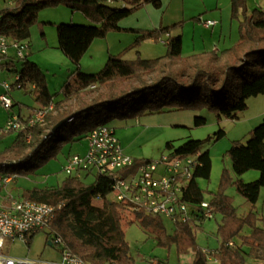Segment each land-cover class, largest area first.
<instances>
[{
	"label": "trees",
	"instance_id": "1",
	"mask_svg": "<svg viewBox=\"0 0 264 264\" xmlns=\"http://www.w3.org/2000/svg\"><path fill=\"white\" fill-rule=\"evenodd\" d=\"M59 5L72 13H80L90 24L56 25L58 50L73 66L58 93L49 92L41 69L28 59L17 61L18 71L16 63L11 65L14 61L4 63L8 72H18L22 82L34 86L32 93L40 107L54 105L43 124L16 133L11 145L0 152V162H5L7 170L13 173L20 176L33 173L56 158L62 144L78 142L94 128L113 120L203 110L214 113L218 119L235 120L238 113L246 110L248 99L264 95V12L254 9L248 13L246 0H231L232 19L237 22L238 33L233 46L186 57H182L180 35H171L182 23L152 30L119 26L120 21L142 7L160 9L161 0H14L12 6L0 10V34L25 41L38 12ZM111 32L135 35L134 42L124 52L137 50L145 41L160 42L164 38L165 54L143 59L136 51L134 60H125L121 52L109 55L98 73L81 72L80 62L91 44L105 39ZM57 96L60 100L56 101ZM72 115L71 121L52 132ZM205 123L201 116L193 120L195 128ZM12 133L0 135V140ZM224 136V131L219 130L205 140H188L178 147L166 143L165 148L178 157L199 154L201 166L194 170L188 185V201L204 200L198 180L210 179L212 165L209 152L203 149ZM227 156L235 176L248 171H256L259 176L254 182L243 183L239 179L232 181L228 171L223 170L218 191L210 201L214 212L222 216L215 257L221 264H246V258L264 263V228L256 225L258 219L253 211L238 216L224 193L230 185L252 207L257 203L264 189V120L250 131L245 142H232ZM110 185L111 181L101 176L89 182L67 177L56 186L24 190L20 197L55 207L64 205L48 226L47 242L60 252L51 242L52 236L59 235L65 247L88 264H133L121 229L125 213L132 216L131 222H137L155 235L157 246L166 249L174 246L178 254L191 250L192 264H207V256L195 242L196 230L201 225L188 222L173 227L169 233L162 218L132 212L124 205L111 202ZM245 228L249 233L243 234ZM32 237H28V247ZM236 237L239 244L233 242Z\"/></svg>",
	"mask_w": 264,
	"mask_h": 264
},
{
	"label": "rangeland",
	"instance_id": "2",
	"mask_svg": "<svg viewBox=\"0 0 264 264\" xmlns=\"http://www.w3.org/2000/svg\"><path fill=\"white\" fill-rule=\"evenodd\" d=\"M13 1L14 0H0V10L8 7V2L13 3ZM111 6L118 7V4H112ZM139 10L120 21L119 26H135L138 23L137 20H141L140 24H143L144 18L136 16ZM71 15H73L74 18L71 19ZM61 23L89 24L79 13L72 14L64 5H59L55 8H44L38 12L37 21L30 28L29 39L25 40L30 46V52L35 46L33 52H29L31 54L29 55V60L33 63L35 62L41 69L45 77L46 86L52 95L58 93L60 87L67 81L73 69L70 61L57 50L56 25ZM115 33H120L119 35L121 37H128L126 39H129V36L132 34L128 32H111L108 35ZM103 43H105L106 46L103 45V47L99 49L96 53L97 56H102V53L103 56L104 53L108 54L107 46H109L110 52H116L115 43ZM156 45L157 46L152 49H144L141 57L153 59L163 56L166 50L164 44L157 43ZM124 50L121 52H124ZM136 51H139V49H132L131 52H128V50L125 51L123 53V58L129 55L133 56V54H135L136 58ZM107 58L99 60L95 58L91 61L83 57L80 62L81 72L86 74L98 73L104 67ZM132 58L134 59V56ZM11 60L16 63V71H18L19 66L13 50H9L7 58L2 60V62L5 63ZM64 61L68 63L69 68L71 66V71H68V67L65 66ZM15 76V72H8L5 67L0 69V94L3 93L1 85L3 83H8L9 85L14 84ZM30 87V84H28L25 90L13 89L10 92V98L13 103L11 112L13 114L18 115L21 113L22 115H27L31 108L37 106L33 94L29 92ZM55 99L56 101L60 100V96H57ZM261 103L264 104V95L248 99L246 110L238 113L235 120L226 118L218 119L214 113L203 110L201 112L183 111L160 115H144L142 117L130 118L122 121L113 120L108 124L114 128L115 136L124 149V152L137 160L157 159L162 154L170 153L171 151L165 148L168 142H171L174 147H178L188 140H205L219 130H223L225 136L221 140L203 149V151L209 152L212 167L210 179L208 181L198 180V184L201 190L204 191L203 199L210 202L218 191L223 170L228 171L232 181L238 179L242 181L243 179L245 180L244 182L249 183L252 182L250 181V175L254 174H256V179L258 178V172L256 171H248L240 177L232 174L231 162L227 156V152L232 142H245L247 140L252 130L249 119L259 112ZM192 113L199 114V116L205 118V125L195 128L192 125ZM8 114L9 111L0 107V128L5 126ZM15 135L16 133L13 132L0 140V152L11 145ZM86 149L87 145L84 138L78 142L62 144L56 158L49 160L33 173L21 176L18 175L15 182L16 188H14L13 193L18 194L21 190L34 188L42 189L61 184V182L67 178L63 171L66 159L73 155L83 156L86 153ZM91 180L90 178L87 181L89 182ZM10 188L12 192L13 188ZM224 193L230 199L231 205L235 208L238 216L247 215L252 210L253 212H257L258 216L262 219V221H258L259 225H261V227L264 226V189L260 191L258 201L253 207L245 202L233 186H227ZM109 200H113L111 195L109 196ZM132 219L131 215L125 213L122 217L121 229L124 233L125 241L128 244L133 264H191V258L193 257V252L191 250L186 254H178L174 246L168 249L157 246L155 235L141 228L137 222H131ZM163 221L167 232L170 233L173 225L166 219H163ZM221 223L222 216L220 213L216 212L213 219L206 220L201 227L199 226L200 228L196 230L195 242L201 251L215 249V239L219 241L217 230ZM48 233V228L35 233L30 239L29 247L17 240L14 242L7 241L5 244V249H7L5 253L12 258L56 261L59 259V252L48 244ZM233 242L239 244L240 240L236 237L233 239ZM249 263L256 264L258 262L252 263L250 260Z\"/></svg>",
	"mask_w": 264,
	"mask_h": 264
},
{
	"label": "built area",
	"instance_id": "3",
	"mask_svg": "<svg viewBox=\"0 0 264 264\" xmlns=\"http://www.w3.org/2000/svg\"><path fill=\"white\" fill-rule=\"evenodd\" d=\"M12 4L8 2L9 6ZM215 24L214 21L203 22L205 27ZM9 50L14 51L17 61H24L30 55L28 42L13 40L0 34V69H8L2 60L7 58ZM15 73L14 84L1 85L3 93L0 94V107L9 111V114L5 126L0 128V135L8 132L19 133L43 124L45 117L54 109L53 103H50L48 106L39 107L27 117L13 114L10 92L13 89L25 90L28 85L21 81L18 72ZM30 86L34 89L33 85ZM84 139L87 145L85 155H73L66 159L63 171L67 177L76 180L104 177L111 181V202L124 205L132 212L166 219L173 227L188 222L202 225L206 220L214 218V207L210 202L203 200L192 203L186 196L194 170L201 166L198 161L199 154L178 157L171 151L157 159L137 160L124 152L115 136L114 128L108 124L94 128ZM6 165L5 162H0V264H88L73 255L59 235L52 236L51 240L60 249L57 261L12 258L5 253L7 241L17 240L26 245L28 237L48 228L56 213L64 206L55 207L15 196L10 187L16 182L18 174L7 170ZM202 252L207 256V264H221L215 257L217 250Z\"/></svg>",
	"mask_w": 264,
	"mask_h": 264
},
{
	"label": "crops",
	"instance_id": "4",
	"mask_svg": "<svg viewBox=\"0 0 264 264\" xmlns=\"http://www.w3.org/2000/svg\"><path fill=\"white\" fill-rule=\"evenodd\" d=\"M161 2H162V6L160 9H155L148 5L139 10L136 16H138L139 18L141 17L144 18L143 24H140L141 20H137L138 23L135 26L125 25V26H121V28L152 30L155 28L167 27L173 24L182 23V26L180 29L174 30L173 32H171L172 36L179 34L181 37L182 57H186L191 54H196V53H200L204 51H210L214 49L224 50V49H227L233 46L237 42L238 40L237 22L232 19L231 0H161ZM254 9H260L264 12V0H246L247 12L249 13ZM80 16L82 15L80 14ZM72 18H74L73 15H71V19ZM205 21H214L216 22V24L214 26L205 27L203 26V22ZM78 25H88V24H78ZM119 34L120 33L110 34L104 40H95L91 44L87 53L84 55V58H87V60H91V61L94 60L95 58L96 59L98 58V60L106 59L108 55H117L121 53V51L129 47L134 42V39H135L134 34L133 35L131 34L129 36V39H126L128 37H121ZM164 40L165 39L163 38L160 42H154L150 40V41H145L141 43L139 46L140 48H138L140 51L139 53L140 57L142 56V52L144 51V49H147V50L150 48L152 49L153 47L157 46L156 45L157 43L163 44ZM103 42H106L107 44L108 42L115 43L116 52H110L109 46H107L108 54L104 53V56H103V53H102V56L101 55L97 56L96 53L99 51V49H101L103 45L106 46V44ZM33 49H35V46L34 48H32L30 53L33 52ZM53 49L56 50L55 48ZM57 50H58V42H57ZM128 52H131V50H128ZM133 56L135 59V54H133ZM133 56L129 55L126 58L124 57V59L134 60L132 58ZM29 57L27 58L28 60H29ZM143 59H147V58H143ZM64 62H65L64 63L65 66L68 67L69 66L68 63L66 61ZM14 63L15 62H13L11 65H13ZM11 65L9 64L10 67ZM71 66L70 68L68 67V71L71 69ZM0 67H1V63H0ZM33 90L34 89L30 87L29 92L32 93ZM260 105H261V109L259 110V112L249 119V124L252 130L264 120V104L261 103ZM39 107L40 106L37 103V106L35 108H31L30 112L27 115H22L21 113H19V115L22 117H27L33 111L37 110ZM192 114H193V120L196 116H199V114H195V113H192ZM250 178H251L250 181L252 182L257 180L256 174L250 175ZM244 181L245 180L242 179V182L246 183ZM12 188H13L12 189V193H13L14 188H16L15 183L12 185ZM27 190H31V189H27ZM23 191L24 190H21L19 191L18 194H14V193L13 194L15 196L19 195L18 197H20ZM254 213L256 214L258 221H262V219L258 216L257 212H254ZM258 221L256 225L258 227H261ZM247 233H249L248 228L244 229L243 231V234H247ZM218 247H219V241L215 239V249L214 250H217ZM244 250L246 249L244 248ZM193 258H194V254H193V257L191 258L192 259L191 264H192ZM250 260L252 263L258 262L260 264H264L260 261H255L250 258H246V264H250L249 263ZM52 261H55V260H52Z\"/></svg>",
	"mask_w": 264,
	"mask_h": 264
},
{
	"label": "water",
	"instance_id": "5",
	"mask_svg": "<svg viewBox=\"0 0 264 264\" xmlns=\"http://www.w3.org/2000/svg\"><path fill=\"white\" fill-rule=\"evenodd\" d=\"M73 117H74V116L72 115V116L68 117L66 120H64V121H62L61 123H59V124L53 129L52 132H53V133L56 132V131L62 126V124L71 121V120L73 119Z\"/></svg>",
	"mask_w": 264,
	"mask_h": 264
}]
</instances>
